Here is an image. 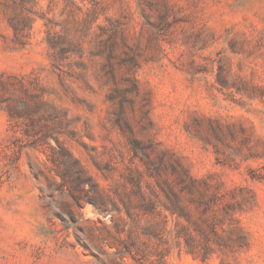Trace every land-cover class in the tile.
I'll use <instances>...</instances> for the list:
<instances>
[{
  "label": "rangeland",
  "instance_id": "obj_1",
  "mask_svg": "<svg viewBox=\"0 0 264 264\" xmlns=\"http://www.w3.org/2000/svg\"><path fill=\"white\" fill-rule=\"evenodd\" d=\"M35 1L0 0V264H264V0Z\"/></svg>",
  "mask_w": 264,
  "mask_h": 264
},
{
  "label": "trees",
  "instance_id": "obj_2",
  "mask_svg": "<svg viewBox=\"0 0 264 264\" xmlns=\"http://www.w3.org/2000/svg\"><path fill=\"white\" fill-rule=\"evenodd\" d=\"M14 3H17V0H13ZM23 8H26L25 6L30 5V4H37V1L35 0H19V3ZM90 203L94 204L95 206H98V203L95 202L94 200H89Z\"/></svg>",
  "mask_w": 264,
  "mask_h": 264
}]
</instances>
